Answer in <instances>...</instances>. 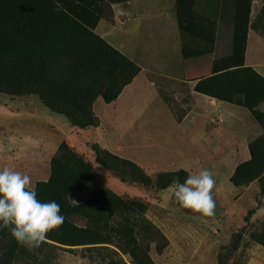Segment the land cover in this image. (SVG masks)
<instances>
[{"label": "trees", "instance_id": "trees-1", "mask_svg": "<svg viewBox=\"0 0 264 264\" xmlns=\"http://www.w3.org/2000/svg\"><path fill=\"white\" fill-rule=\"evenodd\" d=\"M114 0H0V93L35 95L52 113L65 117L78 129L97 126L93 111L100 97L114 101L139 73L140 67L94 31ZM251 18L252 0H235L230 53L214 59L211 73L198 78L194 90L249 110L262 128L248 143V158L233 169L229 181L245 186L257 180L264 194V76L245 64L250 27L264 28V0ZM181 36L194 20L206 18L193 10V0H175ZM197 39L212 52L215 30ZM182 56L188 58L184 47ZM94 160L121 181L130 180L163 190L189 183L186 170L149 176L136 162L93 143ZM91 162L61 142L50 159L46 179L33 188L6 180L0 188V264H51L52 251L81 246L103 264H156L149 255L167 238L146 216V205L128 200L112 189L99 188L89 197L73 202L71 196L90 186ZM176 205L191 215L208 216L206 199L181 193ZM254 213L247 212L245 220ZM235 235V234H234ZM233 235V236H234ZM249 240L264 247V218ZM231 255L218 251L217 264H229ZM231 264H242L232 262Z\"/></svg>", "mask_w": 264, "mask_h": 264}, {"label": "rangeland", "instance_id": "rangeland-1", "mask_svg": "<svg viewBox=\"0 0 264 264\" xmlns=\"http://www.w3.org/2000/svg\"><path fill=\"white\" fill-rule=\"evenodd\" d=\"M110 6V11L100 18L94 31L106 41L117 43V37L122 38L121 21L118 23L115 15L119 6ZM146 29L138 30L140 40L149 34L160 37L156 28ZM136 38L127 35L124 53ZM251 40L249 47L253 52L249 55L264 76V30L259 36L252 33ZM180 68L181 65L176 63L173 69L179 71ZM134 92L132 97L136 102L133 106H126L121 100L105 103L98 97L93 111L99 123L84 129L73 127L62 115L50 112L35 95L0 93V188L6 180L33 187L36 180L45 179L49 174L50 159L64 141L93 166L90 186L74 193L72 201H82L95 190L108 188L124 199L143 202L145 216L168 240L160 253L153 243L150 245L149 255L156 264H217L219 250L231 255L229 264L235 261L264 264V247L249 240V233L258 229L264 218V194L260 193L257 180L245 186H234L229 181L233 168L249 155L247 142L262 132L249 110L227 102L220 108V114H215L216 122L210 123L212 129L207 125L205 130L198 129L191 141L186 137L179 141V138L173 140L166 135L171 128L170 117L165 107L160 109L155 104L156 96L151 92L146 94V90L139 93L135 89ZM187 108L174 103L169 107L175 119ZM259 108L264 111V103ZM156 132L160 137L155 136ZM191 142L200 152L198 162H193L191 155L179 154L190 148ZM93 143L116 149L119 156L133 160L152 178L160 172L183 169L168 170L173 167L174 160H178L180 166L185 162L183 166L191 175L189 183L159 190L127 179L121 181L95 162ZM234 145L238 146L236 153L230 152ZM184 192L208 200L212 207L210 214L205 217L191 215L178 208L176 199ZM251 209L254 213L246 221L245 216ZM71 248L54 249L51 264H103L97 254L93 261L87 257V252L83 255L81 246ZM122 257L131 264L128 255Z\"/></svg>", "mask_w": 264, "mask_h": 264}, {"label": "crops", "instance_id": "crops-1", "mask_svg": "<svg viewBox=\"0 0 264 264\" xmlns=\"http://www.w3.org/2000/svg\"><path fill=\"white\" fill-rule=\"evenodd\" d=\"M234 2L235 0H193V10L202 14L206 19L194 20L188 28L189 31L183 36H181L178 26L175 0H115L114 3H111L112 6L114 4L119 6L115 15L118 23L121 21L122 32L120 35L122 38L117 37V43L111 41L109 43L124 53L123 49L127 44L124 39L127 35L132 34L137 37L130 44L128 52L124 54L140 67L139 74L122 89L115 99L116 103L121 100L124 105L133 106V102H136L132 97V94H135V89H138L139 93L144 90L148 91L146 94L151 92L156 96L155 104H158L160 109L161 106L165 107L167 115L170 117L168 123L171 128H168L166 135L173 140L179 138V141H182L185 137L190 140L198 129L205 130L207 125L212 129L210 123L216 122L215 114L217 112L220 114V108L227 102L199 93L194 90V86L198 78L211 73L214 59H222L230 53ZM252 3L251 18H255L261 8L262 1L252 0ZM150 27L156 28L160 37L144 34L146 37H142L140 40L138 30L144 31L145 28L148 30ZM213 29L215 30V43L213 51L210 53L207 50V45L197 39L196 35L202 33L209 36ZM261 30L264 29L259 25L254 28L250 27L248 30L245 64L252 66L262 75V69H259L257 62L253 61L249 55L251 35L255 33L259 36ZM110 38L112 39V36ZM183 47L189 55L188 58L182 56ZM252 52L253 48L250 53ZM176 63L181 65L179 71L173 69ZM173 103L188 107L178 119H175L169 109ZM218 114L217 116H219ZM184 126L186 127L184 128ZM155 136L160 137L157 132ZM253 137L255 136L253 135ZM188 147L190 148H185V151H181L179 154L191 155L193 162H198L200 152L195 143L191 142ZM177 148L181 149L182 147ZM230 149V152L236 153L238 146H231ZM108 150L117 154L116 149ZM188 159L190 160L191 157ZM176 161L178 162V160L172 161L173 167H168V170L178 168L187 170L183 166L185 162L180 166L181 163L177 164ZM165 165L167 166L168 163ZM14 182L17 183V181ZM17 184L33 188L22 183Z\"/></svg>", "mask_w": 264, "mask_h": 264}]
</instances>
